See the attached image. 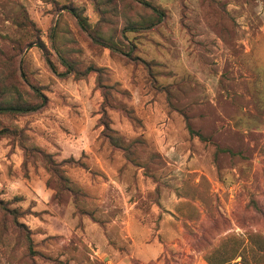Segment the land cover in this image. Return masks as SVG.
<instances>
[{"label":"rangeland","instance_id":"1","mask_svg":"<svg viewBox=\"0 0 264 264\" xmlns=\"http://www.w3.org/2000/svg\"><path fill=\"white\" fill-rule=\"evenodd\" d=\"M32 86L0 264H264V0H0V103Z\"/></svg>","mask_w":264,"mask_h":264},{"label":"trees","instance_id":"2","mask_svg":"<svg viewBox=\"0 0 264 264\" xmlns=\"http://www.w3.org/2000/svg\"><path fill=\"white\" fill-rule=\"evenodd\" d=\"M147 3V2H144ZM148 5V4H146ZM73 15L77 18L78 23L82 26V18L77 12H73ZM160 19V17H159ZM61 62L63 66H65V70L63 72H56L54 66L49 64L52 71L58 76H67L70 74H76V71L73 70V67L70 63H68L64 58L61 57ZM48 63L49 60H48ZM34 93L39 97L40 101L36 103H27V102H13L12 100H7L5 102L0 103V114L1 113H17V114H25L30 112H35L41 109L46 103L45 95L36 87L32 86ZM189 131L192 132V130ZM1 132V131H0ZM199 138H203L201 134H196ZM27 245L30 252H32V242L29 235H26Z\"/></svg>","mask_w":264,"mask_h":264}]
</instances>
